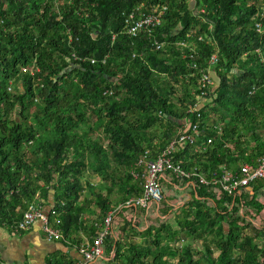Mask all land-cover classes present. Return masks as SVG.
Instances as JSON below:
<instances>
[{"label": "trees", "instance_id": "16d2710c", "mask_svg": "<svg viewBox=\"0 0 264 264\" xmlns=\"http://www.w3.org/2000/svg\"><path fill=\"white\" fill-rule=\"evenodd\" d=\"M157 6L167 9L152 36L126 33L129 13ZM208 68L219 82L201 108L199 142L213 141L177 156L212 175L221 164L238 169L264 155V0H194L193 7L188 0H0V224L12 229L40 196L65 237L93 240L96 223L115 207L111 195L119 204L141 194L132 173L138 158L163 149L183 127ZM86 174L101 180L83 182ZM260 181L217 196L193 180L182 219L167 222L173 207L163 200L159 221L140 232L144 241L124 244L110 232V262L264 264V225L251 214L264 208ZM135 223L125 219L121 232ZM204 234L218 254L203 244L193 258Z\"/></svg>", "mask_w": 264, "mask_h": 264}, {"label": "built area", "instance_id": "2783aa9c", "mask_svg": "<svg viewBox=\"0 0 264 264\" xmlns=\"http://www.w3.org/2000/svg\"><path fill=\"white\" fill-rule=\"evenodd\" d=\"M166 9V6H157L137 15L136 11L138 9L136 8L126 17V33L134 37L142 33L152 36L156 28L161 25ZM256 26L259 30L262 27L260 22ZM154 46L155 49L159 50L162 48V43L156 41ZM91 61L94 63L95 59H91ZM215 62H217V55L213 54L210 58V64ZM194 66L196 65L194 64ZM23 70H26V68H23ZM215 83L212 71L208 68L206 72L202 73L198 81L199 94L196 97L197 101L188 106V116L183 120V127L178 129L163 149L153 150L147 148L140 155L136 162L138 170L136 169L132 173L136 179L141 181V194L128 197L108 211L103 221L96 223L99 230L93 240L88 238L79 243L78 246L75 245L85 259L84 264L104 256V240L110 232L117 234L116 226H119L117 218L122 212L130 210L132 215L129 219L135 222L136 216L134 214L138 210L147 211L155 206L159 208L160 203L165 199L162 180L169 174L187 179L192 184L195 180L199 184L214 187L217 196L222 194L235 195L242 189L250 187L252 183L264 179V155L258 156L253 162L241 163L238 169L221 164L219 169L212 175H207L196 166L187 168L184 159L177 156L187 146L190 147L191 152H202L205 150L206 144L213 141V138L210 137L207 139L206 144L199 142L201 135L205 134V128L202 126V119L204 118L201 108L208 104L207 96ZM8 89H12L11 85L8 86ZM109 93H112V91H109ZM193 117L196 119L193 120ZM218 131H221V126L218 127ZM261 212L264 218V208ZM49 213L50 211L46 210L42 202H32L24 212L23 218L12 226V230L14 233L29 230L39 220L42 222L43 230L49 239L71 242L69 238L63 235L61 230L52 224Z\"/></svg>", "mask_w": 264, "mask_h": 264}, {"label": "crops", "instance_id": "0c3cea01", "mask_svg": "<svg viewBox=\"0 0 264 264\" xmlns=\"http://www.w3.org/2000/svg\"><path fill=\"white\" fill-rule=\"evenodd\" d=\"M193 6L194 3L192 7ZM262 141H264L263 134H261V142ZM251 145L255 146V141L251 140ZM162 184L165 193L164 200L173 207V213L171 215H173L177 209H183L185 203L191 200L192 194L195 192L192 183L185 182L182 179L176 182V178L172 174L165 176L162 180ZM177 189L183 191L181 197H176L175 193ZM247 189H251V186ZM251 192L253 191L251 190ZM259 193L262 194L261 191H259ZM37 197L38 200H36L42 202L49 212L50 202H46L45 199L40 196ZM130 212V210H125L117 218L119 226H116V233L124 244L131 241L136 242L135 239H139L138 242L144 241L140 232L145 230L149 224L152 225L157 222L156 220L152 221V219L156 217L161 218V211L157 206L147 211L140 209L134 214V216H136V223L132 224L135 227L134 231L128 227L122 233L121 228H124L125 219L130 220L129 218L132 215ZM251 214L255 216L254 224L259 226V223H262V225H264L262 212L258 215L254 213ZM42 226V222L37 220L29 230L14 233L7 225L0 224V264H48L49 260H53L52 264L56 260L61 261L60 264H84L85 259L75 246H78L79 243H76V241L72 243V241L49 239ZM136 231L140 235L133 236V233ZM79 237L81 238L80 242H83L90 236L86 233H81ZM112 254L113 253L109 255V252H106L104 248V256L86 264H112V262H110L112 261Z\"/></svg>", "mask_w": 264, "mask_h": 264}, {"label": "rangeland", "instance_id": "374dc122", "mask_svg": "<svg viewBox=\"0 0 264 264\" xmlns=\"http://www.w3.org/2000/svg\"><path fill=\"white\" fill-rule=\"evenodd\" d=\"M189 1V4L192 6L193 5V0H188ZM216 87V83L212 86V88H215ZM11 91H14V88H12V90ZM261 134H263L264 135V129H261ZM104 143H106V141L104 140ZM85 178H88L89 179V181H91V182H93V183H99L100 182V180H101V178L100 177H98V176H96V175H90V174H86L85 176H84V179H83V182L85 181ZM264 182V179L263 180H261L260 181V183H263ZM162 186H163V184H162ZM163 190H164V186H163ZM117 192H115L113 195H111V199H112V202H113V206H116V205H118V204H116V198L118 197V195L116 194ZM175 195H176V197H181L182 195H183V191L182 190H176V193H175ZM185 208H179V209H177L175 212H174V214L173 215H170L169 214V217L170 218H168L167 216V222H171L172 224H174L175 223V221H176V219L177 218H183V216H184V214H185ZM151 213H152V211H151ZM96 216L97 215H94L93 216V218H96ZM119 217V216H118ZM154 217V216H153ZM154 220H156V221H159V218H154V219H152V221H154ZM161 220V219H160ZM121 222V221H120ZM248 232H250V233H253V229H248L247 230ZM212 238H213V236H211V235H209V234H204L200 239H197V241H195V243L193 244V248H195V251L196 250H202L204 247H203V244H208L209 245V247L212 249V250H214V256H217V254H218V251L216 250V249H214L215 248V245H214V243H213V241H212ZM135 241L136 242H138L139 241V239L137 240V239H135ZM165 242H169V244L171 245V246H174V242H172V241H166L165 240ZM187 243V240L186 241H183V244H186ZM180 243H178L177 245H179ZM203 251V250H202ZM201 253L199 252V251H196V254H194L193 255V258H196V257H198L199 255H200ZM169 260L171 261V263H173V260L171 259V258H169Z\"/></svg>", "mask_w": 264, "mask_h": 264}, {"label": "water", "instance_id": "95a60500", "mask_svg": "<svg viewBox=\"0 0 264 264\" xmlns=\"http://www.w3.org/2000/svg\"><path fill=\"white\" fill-rule=\"evenodd\" d=\"M215 82L218 84L219 80L214 77ZM53 192V191H52Z\"/></svg>", "mask_w": 264, "mask_h": 264}]
</instances>
